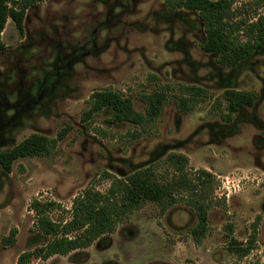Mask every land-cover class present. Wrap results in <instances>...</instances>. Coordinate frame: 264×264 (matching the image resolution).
Wrapping results in <instances>:
<instances>
[{
  "label": "rangeland",
  "instance_id": "1",
  "mask_svg": "<svg viewBox=\"0 0 264 264\" xmlns=\"http://www.w3.org/2000/svg\"><path fill=\"white\" fill-rule=\"evenodd\" d=\"M204 38L197 12L170 11L163 0H44L25 11L23 33L8 19L0 51V149L32 133L64 135L48 157L18 158L9 173L0 165V264H15L22 251L44 242L33 230V197L68 209L87 185L105 191V172L124 177L170 151L216 178L244 179L226 198V210H210L200 244L190 233L191 208L177 203L162 214L149 202L89 247L29 264H264V51L227 68L201 48ZM168 83L199 86L207 96L184 113L173 94L150 134L137 139L129 136L132 123L110 125L107 112L91 126L82 120L94 90L121 91L144 112L140 95ZM227 90L252 93L253 105L228 119ZM257 215L255 246L240 258L230 250L226 224L244 242ZM12 227L16 241L8 245L3 239Z\"/></svg>",
  "mask_w": 264,
  "mask_h": 264
},
{
  "label": "trees",
  "instance_id": "2",
  "mask_svg": "<svg viewBox=\"0 0 264 264\" xmlns=\"http://www.w3.org/2000/svg\"><path fill=\"white\" fill-rule=\"evenodd\" d=\"M44 0H0V51L6 45L2 32L10 18L17 30L23 33L25 11ZM170 11L181 9L197 12L205 34L201 48L217 55L220 65L233 68L246 58L264 51V0H163ZM175 94L176 104L182 112H189L206 98L203 88L185 84H162L150 93L140 95L145 103L144 112L135 109L131 97L121 91L106 88L94 90L83 109L82 120L91 126L96 116L107 112L110 125L129 122L134 130L131 139L149 135L162 115L165 105ZM228 115L254 103V95L246 91L227 90ZM48 137L32 133L8 150L0 149V165L7 173L15 160L27 156H50L63 137ZM110 180L105 191L87 185L71 202L70 208L51 199L33 197L29 209L33 212V230L44 242L32 250L22 251L15 264H29L34 258L46 260L54 255H68L72 251L92 245L105 234L113 233L118 224L136 209L152 202L165 213L174 204L182 203L196 217L190 233L200 244L209 231V212L212 208L227 209L225 197L214 194L219 184L208 169L189 166V157L182 152L170 151L159 160L152 161L124 177L104 173ZM56 213V215H55ZM261 216L251 223V233L246 241L233 235V225L226 224L230 233V250L238 257L246 256L255 246ZM16 227L3 239L10 245L16 241Z\"/></svg>",
  "mask_w": 264,
  "mask_h": 264
},
{
  "label": "built area",
  "instance_id": "3",
  "mask_svg": "<svg viewBox=\"0 0 264 264\" xmlns=\"http://www.w3.org/2000/svg\"><path fill=\"white\" fill-rule=\"evenodd\" d=\"M217 179L219 181V184L214 191V194L217 197L229 198L231 194L238 192L244 184L243 177L236 178V176L235 177L223 176V177H217Z\"/></svg>",
  "mask_w": 264,
  "mask_h": 264
},
{
  "label": "crops",
  "instance_id": "4",
  "mask_svg": "<svg viewBox=\"0 0 264 264\" xmlns=\"http://www.w3.org/2000/svg\"><path fill=\"white\" fill-rule=\"evenodd\" d=\"M54 256H56V255H54ZM52 257H53V256H51L50 258H52ZM50 258L46 259L45 261L49 260Z\"/></svg>",
  "mask_w": 264,
  "mask_h": 264
}]
</instances>
